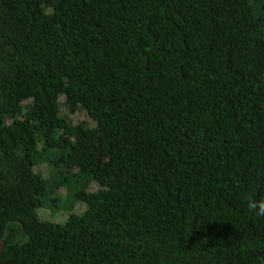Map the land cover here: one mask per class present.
Instances as JSON below:
<instances>
[{"label": "trees", "instance_id": "obj_1", "mask_svg": "<svg viewBox=\"0 0 264 264\" xmlns=\"http://www.w3.org/2000/svg\"><path fill=\"white\" fill-rule=\"evenodd\" d=\"M246 196L264 0H0V264H264Z\"/></svg>", "mask_w": 264, "mask_h": 264}, {"label": "rangeland", "instance_id": "obj_2", "mask_svg": "<svg viewBox=\"0 0 264 264\" xmlns=\"http://www.w3.org/2000/svg\"><path fill=\"white\" fill-rule=\"evenodd\" d=\"M61 112L62 114H64L63 107H61ZM83 118L84 116L81 113L68 115V119H70V122L73 123L80 122L83 120ZM45 168V165L39 164L38 170L41 171L43 176L47 174ZM46 191L47 193L44 194L46 195L44 196L46 198V202L43 203V206L41 208L35 210V213L39 219L48 220L49 222H62L67 219L68 213L72 212L74 214H77L83 209L82 205L77 204L70 211V209H68L70 205V200L67 198L65 200L60 199L59 194L54 191V189L51 187V184H47ZM62 194H64L63 191L60 192V195ZM50 199H59L60 204L57 203L53 205L50 203Z\"/></svg>", "mask_w": 264, "mask_h": 264}, {"label": "clouds", "instance_id": "obj_3", "mask_svg": "<svg viewBox=\"0 0 264 264\" xmlns=\"http://www.w3.org/2000/svg\"><path fill=\"white\" fill-rule=\"evenodd\" d=\"M247 208L258 217H264V199L256 200L250 196L245 197Z\"/></svg>", "mask_w": 264, "mask_h": 264}, {"label": "water", "instance_id": "obj_4", "mask_svg": "<svg viewBox=\"0 0 264 264\" xmlns=\"http://www.w3.org/2000/svg\"><path fill=\"white\" fill-rule=\"evenodd\" d=\"M2 246H3V244H2V241L0 240V252L2 250Z\"/></svg>", "mask_w": 264, "mask_h": 264}]
</instances>
